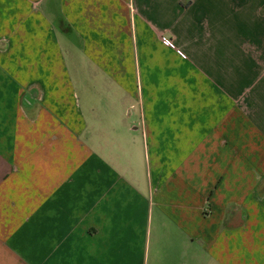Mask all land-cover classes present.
I'll return each instance as SVG.
<instances>
[{"label": "crops", "instance_id": "obj_1", "mask_svg": "<svg viewBox=\"0 0 264 264\" xmlns=\"http://www.w3.org/2000/svg\"><path fill=\"white\" fill-rule=\"evenodd\" d=\"M0 264H264V0H0Z\"/></svg>", "mask_w": 264, "mask_h": 264}]
</instances>
